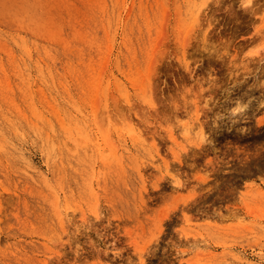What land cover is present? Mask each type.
Here are the masks:
<instances>
[{
  "label": "rangeland",
  "instance_id": "1",
  "mask_svg": "<svg viewBox=\"0 0 264 264\" xmlns=\"http://www.w3.org/2000/svg\"><path fill=\"white\" fill-rule=\"evenodd\" d=\"M41 1L0 0V264H264V0Z\"/></svg>",
  "mask_w": 264,
  "mask_h": 264
},
{
  "label": "bare ground",
  "instance_id": "2",
  "mask_svg": "<svg viewBox=\"0 0 264 264\" xmlns=\"http://www.w3.org/2000/svg\"><path fill=\"white\" fill-rule=\"evenodd\" d=\"M29 1H31V0H29ZM37 1V0H36ZM41 1V0H40ZM44 0H42L41 2H43ZM48 2V1H47ZM44 3V2H43ZM8 4V3H7ZM41 4V3H40ZM45 5V4H44ZM44 5H43V7H44ZM26 6V5H25ZM33 6V5H32ZM31 6V7H32ZM49 7H50V5H49ZM33 9V8H32ZM28 10H30V9H28ZM34 11H35V9H34ZM41 11H43V10H41ZM33 13V12H32ZM31 14V13H30ZM34 14V13H33ZM35 14H36V12H35ZM40 14V13H39ZM48 14H50V13H48ZM36 15H38V14H36ZM41 15V14H40ZM32 16V15H31ZM6 16H4L3 18H5ZM28 17H30V15H28ZM36 16H34V18H35ZM38 17V16H37ZM7 18V17H6ZM10 18V17H9ZM62 18V17H61ZM24 19H26V18H24ZM39 19H40V17H39ZM39 19H38V21H39ZM8 20V19H7ZM27 20V19H26ZM26 20H24V21H26ZM37 20V19H36ZM8 22H9V20H8ZM7 22V23H8ZM9 24V23H8ZM27 24H29V23H27ZM1 29V28H0ZM8 29V28H7ZM4 30V29H3ZM72 30V29H71ZM15 31V30H14ZM18 31H20V30H18ZM9 33V32H8ZM27 33V32H26ZM83 33V32H82ZM28 34V33H27ZM81 34V33H80ZM85 34V33H84ZM90 34V33H89ZM4 35V34H3ZM25 35V34H24ZM22 36V35H21ZM80 36V35H79ZM25 37V36H24ZM78 37V36H77ZM29 38V37H28ZM82 38V37H81ZM32 39V38H31ZM78 41H79V39H77ZM82 39H80V41H81ZM81 43H82V41H81ZM87 43V42H86ZM94 43H95V41H94ZM50 44V43H49ZM53 44V43H52ZM0 45H1V43H0ZM21 45L23 46V51L25 52V54L26 55H28L29 57H31L32 56V54H31V51L32 50H30V47H27V44H26V42L22 39V41H21ZM54 45V44H53ZM59 46V45H58ZM83 46V45H82ZM35 47V46H34ZM57 47V46H56ZM60 47V46H59ZM36 49V48H35ZM52 50V49H51ZM36 51V50H35ZM73 55V54H72ZM4 56V55H3ZM72 63V62H71ZM6 66V65H5ZM261 121V120H260ZM2 143V142H1Z\"/></svg>",
  "mask_w": 264,
  "mask_h": 264
}]
</instances>
